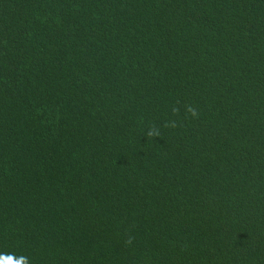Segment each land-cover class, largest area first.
<instances>
[{"label": "trees", "instance_id": "trees-1", "mask_svg": "<svg viewBox=\"0 0 264 264\" xmlns=\"http://www.w3.org/2000/svg\"><path fill=\"white\" fill-rule=\"evenodd\" d=\"M0 264H264V0H0Z\"/></svg>", "mask_w": 264, "mask_h": 264}]
</instances>
